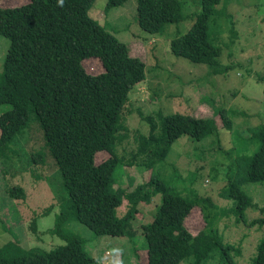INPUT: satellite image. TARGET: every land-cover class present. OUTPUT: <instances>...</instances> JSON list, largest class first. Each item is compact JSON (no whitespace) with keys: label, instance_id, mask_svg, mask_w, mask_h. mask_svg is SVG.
<instances>
[{"label":"trees","instance_id":"16d2710c","mask_svg":"<svg viewBox=\"0 0 264 264\" xmlns=\"http://www.w3.org/2000/svg\"><path fill=\"white\" fill-rule=\"evenodd\" d=\"M96 1L29 0L18 7H0V35L10 41L0 73V80L9 87L5 111L0 116V160L6 163L17 156L14 146L27 134L33 120L58 167L65 193L60 215L50 233L61 236L65 244L40 251L8 243L0 248V264H100L85 250V242L65 226L77 222L97 235L131 240L139 207L151 205L160 195L161 204L153 219L141 226L148 264H179L187 258H193V264H203L214 257L215 251L228 260L239 248L227 244L220 236L204 213L206 207L200 208L205 224L199 231H192L186 220L197 204L170 193L160 180L152 177L132 191L115 189L120 167H154L179 140L189 138L198 142L208 123L183 115L161 117L157 123L147 118L148 136L135 138V151H119L129 139L124 118L129 96L146 79V64L131 56L126 44L91 17ZM127 1L107 0V9L121 7ZM221 1L202 0V10L191 28L170 41L173 55L207 65L215 74L222 72L219 60L222 48L212 40L209 23L218 14L216 6ZM180 4L179 0H138L139 26L150 34H160L165 25L182 21ZM90 59L99 60L104 72L90 74L84 66ZM222 121L229 129V121L223 118ZM261 134L255 151L242 157L245 168L242 178L230 182L225 194L234 203L235 211L241 212L250 203L240 187L247 182L264 181V134ZM100 153L108 154L103 163L106 204L97 207ZM35 157L40 159L34 155L30 163L37 161ZM7 193L14 200L25 198L19 187L9 188ZM124 205L126 213L119 214ZM32 225L35 229V218ZM249 225L264 226V218ZM228 261L234 264L231 259ZM253 264H264V236Z\"/></svg>","mask_w":264,"mask_h":264},{"label":"rangeland","instance_id":"374dc122","mask_svg":"<svg viewBox=\"0 0 264 264\" xmlns=\"http://www.w3.org/2000/svg\"><path fill=\"white\" fill-rule=\"evenodd\" d=\"M179 1L182 21L165 25L156 35L139 26L138 0H128L125 5L112 9H107V0H97L90 12L93 19L127 45L131 56L146 64V79L133 89L125 109L129 139L120 147V152L135 151V138L148 136L147 118L157 123L161 117L183 115L208 123L198 142L189 138L179 140L154 167H120L115 189L132 191L152 177L160 180L170 193L197 204L186 220L188 229L199 231L203 227L200 208L206 207L204 213L220 236L227 244L239 248L229 259L234 264H253L264 226L249 223L264 218V181L247 182L240 187L250 200L241 212L235 211L234 203L225 194L229 183L243 176L242 157L255 151L257 138L261 132L264 134V0H222L216 6L218 14L210 20L209 33L222 48L219 74L207 65L171 53L170 41L185 34L202 10V0ZM28 2L0 0V7H18ZM9 45V39L0 35V73ZM84 66L93 75L104 72L97 59L86 60ZM8 94L9 87L0 80V116L5 111L3 106ZM221 117L229 121V129L224 127ZM27 130L14 146L17 156L3 162L5 165L0 160V248L14 243L26 250L49 251L65 244L61 236L50 234L60 215L65 193L60 172L44 144L38 124L32 120ZM34 155L40 159L35 157L37 161L30 163ZM107 157L105 153L98 155L97 207L106 204L103 163ZM12 187L22 188L25 198L9 197L7 190ZM161 199L160 195L151 205L139 207L131 240L100 236L77 222H69L65 228L85 242V250L100 264H148L141 226L151 222ZM202 201L207 204L201 205ZM47 208L49 212L41 215ZM126 211L124 205L118 212L125 214ZM228 260L215 251L214 257L203 264H230ZM193 262V258H187L179 264Z\"/></svg>","mask_w":264,"mask_h":264},{"label":"clouds","instance_id":"9594fccd","mask_svg":"<svg viewBox=\"0 0 264 264\" xmlns=\"http://www.w3.org/2000/svg\"><path fill=\"white\" fill-rule=\"evenodd\" d=\"M61 3H62V0H61Z\"/></svg>","mask_w":264,"mask_h":264}]
</instances>
